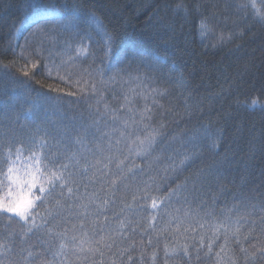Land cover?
I'll use <instances>...</instances> for the list:
<instances>
[{"label":"trees","instance_id":"16d2710c","mask_svg":"<svg viewBox=\"0 0 264 264\" xmlns=\"http://www.w3.org/2000/svg\"><path fill=\"white\" fill-rule=\"evenodd\" d=\"M9 148L78 183L32 189L31 231L0 212L6 264H54L85 193L108 201L96 227L123 233L97 264H264V0H0V171ZM237 220L255 258L230 243L217 261L215 227Z\"/></svg>","mask_w":264,"mask_h":264},{"label":"snow or ice","instance_id":"6c2138e0","mask_svg":"<svg viewBox=\"0 0 264 264\" xmlns=\"http://www.w3.org/2000/svg\"><path fill=\"white\" fill-rule=\"evenodd\" d=\"M201 28L206 29L207 26L201 22ZM21 55H23V53H21ZM35 66V64L32 65L33 68ZM24 74L28 75L27 72ZM253 104H255V101H253ZM41 143L43 144L44 142L42 141ZM140 143L143 144L144 141H140ZM14 155L15 159H13ZM21 155L22 152L20 149H17L15 154L12 152L11 148L7 150L5 160L7 170L6 172L0 171V177H2L0 178V212L13 214L20 217L25 222L29 221V217H32L31 222L28 224V231H31L32 227H38L32 209L35 207V201L41 200L40 195H32V189L36 188L39 183V192L41 194L48 192V195L51 196L52 192L49 188L45 187V185L47 184L51 186V189L54 190L57 187V184H59L61 188L67 186L66 191L71 197L74 195L73 185H76L78 180L75 177V174L69 170V164H63L55 170H53L52 167L45 165V168L42 169L39 166L41 163L40 156L35 152L27 157L29 163L24 166L23 173L21 174L20 168L18 167V162L23 164L21 161ZM69 159L71 160L72 158ZM32 162L35 163V168H33ZM76 163L79 164V161L77 160ZM119 163L123 164V161H120ZM104 167L107 168V165ZM81 172L83 173V177H86L89 180L96 178L95 174L91 176L88 175L87 166L82 167ZM115 184L116 180H112L111 185L114 186ZM140 191H142L146 197L151 199V207L153 209L158 207L157 197L150 195L147 185ZM174 194V192H170L169 197ZM61 195H63V192ZM169 197H165L164 199ZM137 198L138 197L134 195L133 201ZM76 199H78L80 203L75 205L78 212L73 213V215H77L80 218L79 225H73L71 235H69V229H64L61 232L55 233V238L58 239L60 243L58 248L52 253L54 264H70L69 254L75 257L76 260H85L88 261L89 264H97L96 257L99 256L103 258L105 255L104 250L111 251L113 245L117 244L116 238L123 235L119 230L108 232L105 231L103 227H96L97 221L101 217H103L104 220H107V217L103 216L102 212V209L107 207V200L98 202V195L96 193H85L83 196H77ZM56 203L60 206L59 201ZM125 207L131 208L132 205L128 204ZM262 211H264V209H262ZM49 214H51V212ZM89 216H91L92 227L86 228L84 220L88 219ZM120 227L121 229L124 227L123 221L120 222ZM201 227H203V225H201ZM240 227L239 220L234 222V226H228L222 223L215 227V233H221L222 230L223 235V243L218 245L220 251L215 253L217 261L223 259L221 253L230 251V243L240 244L241 246L239 250L244 253L245 259L251 257V259L254 260L255 252L250 254L248 249L242 246V239H247V236L242 237ZM215 233L214 238L219 239V235H215ZM149 243H151V241H149ZM8 251L9 250L5 245L0 244V255H6ZM119 251L123 254L126 250L119 249ZM172 251L175 252L176 250L172 249ZM183 251L187 254L186 246L183 248ZM259 251L264 255V248L259 249ZM208 252H212L211 244L208 246ZM28 255L32 256V253L29 252ZM154 258L155 254L153 253V259ZM128 259L131 260V256H129ZM0 264H6L5 260L0 259ZM49 264H52V262H49ZM113 264H115L114 261ZM228 264H235L231 256L228 257Z\"/></svg>","mask_w":264,"mask_h":264},{"label":"rangeland","instance_id":"374dc122","mask_svg":"<svg viewBox=\"0 0 264 264\" xmlns=\"http://www.w3.org/2000/svg\"><path fill=\"white\" fill-rule=\"evenodd\" d=\"M40 16H37V18H39ZM33 20H36V19H33ZM20 168V171H21V174L23 173V171L21 170V166H19Z\"/></svg>","mask_w":264,"mask_h":264}]
</instances>
